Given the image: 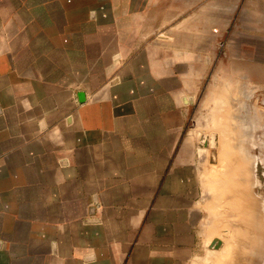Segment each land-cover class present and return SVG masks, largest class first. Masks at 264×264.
<instances>
[{
	"label": "crops",
	"instance_id": "0c3cea01",
	"mask_svg": "<svg viewBox=\"0 0 264 264\" xmlns=\"http://www.w3.org/2000/svg\"><path fill=\"white\" fill-rule=\"evenodd\" d=\"M260 126L264 0H0V264H208L254 238Z\"/></svg>",
	"mask_w": 264,
	"mask_h": 264
},
{
	"label": "rangeland",
	"instance_id": "374dc122",
	"mask_svg": "<svg viewBox=\"0 0 264 264\" xmlns=\"http://www.w3.org/2000/svg\"><path fill=\"white\" fill-rule=\"evenodd\" d=\"M239 105L240 108H243L245 104L239 103ZM199 117L198 121L196 119L192 121L191 129L196 130V134L198 136L196 142L197 147L208 152L206 157L207 167L211 168V165L215 164L217 159L219 164H222L225 161L223 158L215 159V151L218 148L216 136L218 135V131L222 128L214 125L218 122L217 117L207 110L206 112H202ZM199 120L201 121L200 128L198 126ZM245 130L246 129L244 127L234 128V131L240 134L239 138H243L242 134L247 135L246 143L243 141L237 143L238 148L246 150L249 156V159L241 162V165L248 164L254 168L255 172V212L254 215L251 216L255 219L254 238L252 235H249L250 231L248 233H244L243 235H241L240 232V236L238 237L233 235L229 238H222L224 239L226 245H224L221 252L217 253V257H214L213 253L207 254L208 264H264V126L248 127L247 131ZM203 139L206 141V146H204L201 141ZM219 146H223V149H225L226 144L221 142L219 143ZM217 235L220 237L222 233L218 232L215 236ZM227 250H231L232 253L228 254L230 252H227ZM252 250H254L253 254L251 253ZM210 255L211 258L209 257Z\"/></svg>",
	"mask_w": 264,
	"mask_h": 264
},
{
	"label": "water",
	"instance_id": "95a60500",
	"mask_svg": "<svg viewBox=\"0 0 264 264\" xmlns=\"http://www.w3.org/2000/svg\"><path fill=\"white\" fill-rule=\"evenodd\" d=\"M201 141L203 142V145L206 146V141L204 139ZM220 247H221V241L218 239H213L208 246L209 249H213V250H218Z\"/></svg>",
	"mask_w": 264,
	"mask_h": 264
},
{
	"label": "bare ground",
	"instance_id": "6f19581e",
	"mask_svg": "<svg viewBox=\"0 0 264 264\" xmlns=\"http://www.w3.org/2000/svg\"><path fill=\"white\" fill-rule=\"evenodd\" d=\"M222 145H224V144H222ZM222 149V148H221ZM223 150V149H222ZM225 150V149H224ZM224 152V151H223Z\"/></svg>",
	"mask_w": 264,
	"mask_h": 264
}]
</instances>
